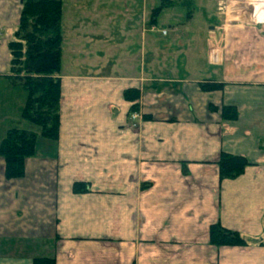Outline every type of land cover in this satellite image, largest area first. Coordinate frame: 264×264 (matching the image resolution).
Wrapping results in <instances>:
<instances>
[{"label": "crops", "instance_id": "0c3cea01", "mask_svg": "<svg viewBox=\"0 0 264 264\" xmlns=\"http://www.w3.org/2000/svg\"><path fill=\"white\" fill-rule=\"evenodd\" d=\"M15 1L0 0V81L8 87L19 85L7 76V42L20 11ZM213 1L217 17L205 14L200 26L206 46L198 70L190 48L160 59L150 48L153 69L144 73L142 20L124 46H106V59L110 47L123 53L103 73L91 70L102 54L82 39L111 33L73 25L67 50L81 71L70 70L62 65V31L58 137L36 132L35 153L19 178L5 177L0 156V264H33L43 256L55 264H264V23L223 24L227 0ZM249 2L228 11L249 13ZM188 18L191 28V12ZM199 39L190 30L186 40ZM134 55L140 65L133 68ZM205 80L225 86L202 91ZM130 88L140 92L138 112L124 98ZM210 103L235 105L237 118L223 120ZM221 152L250 164L220 179ZM75 181L89 190L74 192ZM214 223L238 231L247 244L212 245Z\"/></svg>", "mask_w": 264, "mask_h": 264}, {"label": "trees", "instance_id": "16d2710c", "mask_svg": "<svg viewBox=\"0 0 264 264\" xmlns=\"http://www.w3.org/2000/svg\"><path fill=\"white\" fill-rule=\"evenodd\" d=\"M62 0H21L20 19L13 38L8 41L10 55L9 74L12 82L26 90V99L21 117L39 127L40 136L55 140L59 131L60 70L62 45ZM202 91L222 90L223 82L205 80L199 83ZM138 89H127L124 98L133 102L130 110L139 111ZM212 112L220 111L223 120H235L238 109L235 105L220 107L210 103ZM150 119L151 115L145 114ZM37 133L20 128H10L0 141V156L5 163V177H22L25 161L35 153ZM220 179L235 178L250 164L243 155L221 152L216 161ZM72 190L86 192L89 185L75 181ZM210 243L214 246H244L241 234L219 223L210 225ZM33 264H55L54 257H35Z\"/></svg>", "mask_w": 264, "mask_h": 264}, {"label": "rangeland", "instance_id": "374dc122", "mask_svg": "<svg viewBox=\"0 0 264 264\" xmlns=\"http://www.w3.org/2000/svg\"><path fill=\"white\" fill-rule=\"evenodd\" d=\"M15 2L16 4H20L21 11V0H16ZM213 2V0H62L63 12L61 30L65 38V40H63L62 65L70 70L74 69L81 71V67L78 69L71 64V54L69 50H67V44L70 42L73 25L85 22V25L87 23L90 25L87 29H84V31L103 29L111 33L109 38H106L105 35V37L100 36L98 38L95 36H87L84 37L86 39H82L85 47L88 48L91 45L92 47L95 46L98 48L99 54H102L101 59L98 60L97 64H94L91 70L103 73L106 72V68L112 65L113 60L120 57L123 53L121 51L115 52V50L110 47L112 54L110 58L106 59V46H113L115 43L119 47L124 46L129 39V33L131 32L132 35L135 33V29L133 28L135 22L138 23L142 20L143 26L148 28L143 36L142 59L144 73L151 72L153 69L150 66V48L159 51V59L163 57L166 58L168 54L182 56L183 53L186 54L187 49L190 48V55L195 57V59L191 61L192 69L198 70L199 64L202 65L203 48L206 46L204 35L200 33V26L204 23L206 24L207 20L205 14L217 17L216 6ZM243 2L244 0L223 1L224 5L219 12L218 20L224 24L226 20L234 22L235 20L249 18L247 12L228 11L237 6H243ZM226 5H229V7H227L228 9H226ZM139 8H141L140 12ZM205 9H209L208 12L204 13ZM189 12L192 14L193 26L191 28H189V24H187ZM130 24L132 27L129 28ZM152 24L156 27L154 31L149 30ZM173 26L177 27L178 30L176 32L173 31ZM15 29L12 32L11 39L13 38ZM190 30L195 32L196 36L200 39L195 40L194 43L190 42L191 44L189 45L186 39L190 35ZM0 31L3 34L5 33L3 29H0ZM135 38L136 39L133 40V45L135 41H137L138 44V33ZM179 41H181L180 44ZM96 48L94 50H96ZM137 54H139L138 51ZM195 62L197 66H194ZM131 63L133 68L134 65L139 66V55H134V60L132 59ZM179 63L182 64V61ZM117 64L120 65L121 68H123V64L127 65V63L122 61H118ZM179 69L182 71V65H180ZM8 83L9 82L6 84V82L0 81V139L4 137V131L8 128L16 127L33 132L39 131L37 125L21 117L22 108L20 109L19 104L21 103L24 105L23 102H25L26 99V90L20 84V86L8 87V85H10Z\"/></svg>", "mask_w": 264, "mask_h": 264}, {"label": "built area", "instance_id": "2783aa9c", "mask_svg": "<svg viewBox=\"0 0 264 264\" xmlns=\"http://www.w3.org/2000/svg\"><path fill=\"white\" fill-rule=\"evenodd\" d=\"M249 5H250V9L248 11L249 12L248 13L249 19L264 23V0H250ZM226 9H227V7H226ZM254 16H256V18H254ZM233 20H234V18H233ZM229 22H232V21L226 20L225 23H229ZM154 28H155L154 26L151 27V29H154ZM132 117L135 118L136 113H134L132 115Z\"/></svg>", "mask_w": 264, "mask_h": 264}]
</instances>
